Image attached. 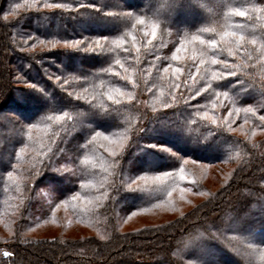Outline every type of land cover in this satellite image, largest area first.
<instances>
[{
	"label": "trees",
	"instance_id": "16d2710c",
	"mask_svg": "<svg viewBox=\"0 0 264 264\" xmlns=\"http://www.w3.org/2000/svg\"><path fill=\"white\" fill-rule=\"evenodd\" d=\"M177 11L193 20L167 19ZM256 44L264 0H0V264H264L253 249L264 248V137L236 132L264 131ZM67 150L74 174L34 219L36 189ZM186 160L228 164L230 176L208 190ZM146 176L161 181L134 183ZM175 187L206 196L119 229L120 214ZM59 206L96 233H28L58 221Z\"/></svg>",
	"mask_w": 264,
	"mask_h": 264
},
{
	"label": "rangeland",
	"instance_id": "374dc122",
	"mask_svg": "<svg viewBox=\"0 0 264 264\" xmlns=\"http://www.w3.org/2000/svg\"><path fill=\"white\" fill-rule=\"evenodd\" d=\"M209 2L218 3L220 0H207ZM168 20H172L176 23H189L193 20V16L190 12L184 11H177L174 13L168 14ZM226 39H229L231 33H226ZM233 36V35H232ZM252 41V40H249ZM256 49H258L259 53H264V45L263 44H256ZM228 48L231 49L233 46H229ZM264 56V55H263ZM244 66L248 64L244 63ZM249 124L241 126V129L236 130L239 135L246 136L250 140H256L258 138L264 137V131L259 130L256 128H251L249 133L246 134L244 132V128L248 127ZM107 149L112 151L113 149L119 148L121 146L120 143L111 141V140H103ZM72 150H67L62 158V162L59 163V174L56 176H52L45 181L36 189L35 192V199L31 210V217L38 218L44 210L49 207V204L53 202V200L57 197L58 193L60 192L61 188L66 183L65 175H71L73 173L72 169L66 168L69 167V161L71 159ZM187 164L190 166L191 171L194 173V176L199 178L207 187L206 189L215 191L217 190L230 175V169L232 166L228 164H205L201 162H196L192 160H186ZM74 174V173H73ZM61 177V178H60ZM187 179H191V175H185ZM194 178V179H197ZM58 179V180H57ZM63 179V182H61ZM161 178L159 176H146L145 178H139L135 180L134 183H159ZM191 193L182 188H173L169 194L166 195L164 200L158 204H155L151 208L142 209L140 211H136L132 214L123 216L119 215L118 217V226L121 231H130L146 224H157L169 219H173L176 216L182 214L190 210L196 204H198L203 198L206 196V193ZM200 194V195H198ZM260 206V208H263ZM253 209H255L253 207ZM57 213L59 215V219L56 222H45L43 224L38 225L36 228L30 230L28 233L33 236H65L70 238H77L81 236L87 235H94L96 232L85 225H82L76 222L71 214L62 206L57 208ZM232 226H236V223L233 222ZM9 231L7 229L2 228L0 225V235H8ZM186 245V244H185ZM184 252H186L190 247L185 246L183 247ZM187 248V249H186ZM196 252L198 255L205 256L206 258L213 253V249L211 247L203 246L202 239L198 240L195 244ZM255 249V258L260 261H264V248L254 247ZM200 252V254H199ZM254 252V251H253ZM220 258H224V255L221 254Z\"/></svg>",
	"mask_w": 264,
	"mask_h": 264
},
{
	"label": "snow or ice",
	"instance_id": "6c2138e0",
	"mask_svg": "<svg viewBox=\"0 0 264 264\" xmlns=\"http://www.w3.org/2000/svg\"><path fill=\"white\" fill-rule=\"evenodd\" d=\"M240 15L243 16L244 13L241 12ZM53 47H55V44L53 45ZM213 63H215V61H213ZM117 102H118V101H117ZM69 118H70V117H69ZM97 135H99V133H97Z\"/></svg>",
	"mask_w": 264,
	"mask_h": 264
}]
</instances>
